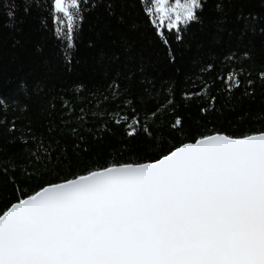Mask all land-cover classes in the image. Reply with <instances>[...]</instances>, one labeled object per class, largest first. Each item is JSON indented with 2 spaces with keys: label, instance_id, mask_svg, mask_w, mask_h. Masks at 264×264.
<instances>
[{
  "label": "trees",
  "instance_id": "1",
  "mask_svg": "<svg viewBox=\"0 0 264 264\" xmlns=\"http://www.w3.org/2000/svg\"><path fill=\"white\" fill-rule=\"evenodd\" d=\"M108 3L113 4L111 15ZM23 7L24 0H0V94L7 100V119L0 126V165L8 166L7 175L13 177L0 176V209L16 201V188L31 194L46 184L112 164L153 161L200 135L241 137L264 131V81L259 76L264 71V36L257 34L247 49L234 40L213 45L215 19L209 14L204 25L190 27L182 42L169 34L176 55L170 62L168 48L138 0H88L77 21L75 47L69 50L76 70L65 71L67 41L56 32L62 26L51 0H31L27 13ZM10 8L16 12L14 23L6 16ZM238 11L264 17V0H245ZM236 13L233 9L227 26L238 32L243 22L235 19ZM256 26L264 27V19ZM125 44L131 53L125 63L133 67L134 78L113 89L103 70L109 65L106 57ZM245 50L251 52L250 59H243ZM230 52L236 58L225 61ZM209 63L213 69L202 71ZM241 69L239 88L229 90L217 79ZM133 115L152 136L138 128V134L129 137L126 122H114ZM176 116L183 118V132L170 127ZM11 121L16 130L8 132ZM41 143L51 153L50 162L37 148Z\"/></svg>",
  "mask_w": 264,
  "mask_h": 264
},
{
  "label": "snow or ice",
  "instance_id": "2",
  "mask_svg": "<svg viewBox=\"0 0 264 264\" xmlns=\"http://www.w3.org/2000/svg\"><path fill=\"white\" fill-rule=\"evenodd\" d=\"M30 3L24 0L25 13ZM86 3L51 0L55 19L62 26L56 32L67 41L65 71L76 70L69 50L75 47L74 32ZM138 3L168 48L170 62L176 61V55L169 34L182 42L190 27L204 25L209 14L215 19L213 45L234 40L247 49L257 34L264 36V27L257 30L256 26L264 17L238 11L245 0ZM107 9L111 15L113 4L108 3ZM233 9H237L235 19L243 22L238 32L227 26ZM6 16L15 22L12 8ZM127 48L122 45L106 57L109 65L103 70L110 76V88L134 78L133 67L125 63L131 55ZM235 58V52L224 57L229 62ZM250 58L251 52L245 50L243 59ZM213 67L209 63L202 71ZM242 72L230 70L217 79L228 84L229 90L239 88ZM259 76L264 81V71ZM171 104L169 98L167 105ZM63 107L70 109L66 102ZM6 111L7 100L0 94V126L6 122ZM114 122H126L129 137L136 136L138 128L152 136L135 115ZM9 123L7 131H15V122ZM170 127L183 132V118L176 116ZM37 148L47 153L50 162L49 150L42 143ZM32 155L41 160L36 152ZM8 172V166L0 165V176L12 180ZM16 192V201L0 209V264H264V131L241 137L215 132L200 135L153 161L112 164L46 184L31 194L19 188Z\"/></svg>",
  "mask_w": 264,
  "mask_h": 264
}]
</instances>
